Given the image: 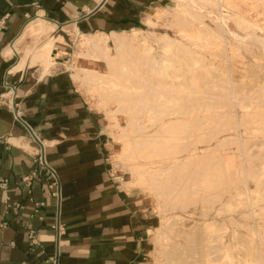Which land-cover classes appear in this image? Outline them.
<instances>
[{
    "label": "rangeland",
    "instance_id": "1",
    "mask_svg": "<svg viewBox=\"0 0 264 264\" xmlns=\"http://www.w3.org/2000/svg\"><path fill=\"white\" fill-rule=\"evenodd\" d=\"M193 1L164 0L126 33L93 35L117 63L120 39L128 67L94 56L79 33L59 38V59L36 48L53 36L32 37L29 59L68 70L106 117L110 172L147 210L146 264H264V0ZM81 65L100 81L78 77Z\"/></svg>",
    "mask_w": 264,
    "mask_h": 264
},
{
    "label": "crops",
    "instance_id": "2",
    "mask_svg": "<svg viewBox=\"0 0 264 264\" xmlns=\"http://www.w3.org/2000/svg\"><path fill=\"white\" fill-rule=\"evenodd\" d=\"M163 1L0 0V264L147 263V210L110 175L106 117L68 70L32 65L29 48L53 36L59 59L66 36L126 33Z\"/></svg>",
    "mask_w": 264,
    "mask_h": 264
},
{
    "label": "bare ground",
    "instance_id": "3",
    "mask_svg": "<svg viewBox=\"0 0 264 264\" xmlns=\"http://www.w3.org/2000/svg\"><path fill=\"white\" fill-rule=\"evenodd\" d=\"M218 1H220V0H218ZM191 2L195 5V2L193 1V0H191ZM220 6V5H219ZM225 9V8H224ZM219 18H221L220 20L222 21V25L225 23V16L223 15V14H221L220 13V17ZM42 28H43V22L41 21V20H39V21H37V22H33L32 24H30L29 25V27H27V29H26V31H25V33H30V34H36V33H38V32H40V31H42ZM24 37V36H23ZM99 37V36H98ZM240 37V36H239ZM249 38L250 36H245V37H241V38ZM255 37V36H254ZM108 37H105V38H102V39H95L93 36H83V38L81 39L82 41H81V44H82V46L83 47H92L93 48V50L96 52H99V54H95L94 56H96L97 58H99V59H104L106 62H107V64L110 66V65H116V64H119L120 66H122V67H128V66H130V64H127V63H125L123 60H124V58H125V51L123 50V47H124V44H123V42L120 40V39H115V42L117 43V51H118V53H119V55H120V58H121V62L120 63H117V62H115L113 59H111V57H110V55H111V53H112V49H111V47L109 46V43H108V39H107ZM54 39L52 38L51 40H49V41H47V42H45L44 44H41L40 46H38V47H36V48H39V49H42V48H44V49H46V50H48L49 52L52 50V48H53V45H54V42L55 41H53ZM100 40L103 42V46H100ZM254 41H256L255 39H254ZM172 41H171V39L170 38H168V39H165V47L167 48V47H169L170 46V43H171ZM262 47V46H261ZM8 51L11 53V50L10 49H8ZM80 55H82V53L80 54ZM87 55V54H86ZM88 55H89V53H88ZM42 57V56H41ZM24 59V58H23ZM23 59H22V62H24L23 61ZM46 63V62H45ZM106 64V63H105ZM132 65V64H131ZM79 68H77V76L79 77L80 75H81V73L79 72V71H83V73H85V74H87V80L89 81V82H91V83H96L98 80L100 81V78H98L97 77V75H96V73H95V71H94V69H92V68H88V67H86V66H83V65H81V66H78ZM49 68V65L48 64H46V66H45V71H47V69ZM119 71H122V68L121 69H119ZM128 71V70H127ZM127 73V72H126ZM99 74H102V75H104L105 76V78L107 79V76H108V74L107 73H103V72H100L99 71ZM137 74V73H136ZM109 80V82H108V87H111V86H115V85H117L116 83H113L112 82V80H110V79H108ZM126 84V83H125ZM106 86V85H105ZM127 87H129V86H127ZM135 87V86H134ZM146 87V86H145ZM153 87V86H152ZM131 88V87H130ZM143 88V87H142ZM113 89V88H112ZM146 89V88H145ZM112 91V90H111ZM150 91V90H149ZM110 94V93H109ZM111 94H113V93H111ZM148 103V102H147ZM146 105V104H145ZM140 126V125H139ZM163 139V138H162ZM127 144V143H126ZM129 144V143H128ZM124 145V144H123ZM122 145V146H123ZM130 145V144H129ZM126 146V145H125ZM182 147V146H181ZM121 151V150H120ZM132 151V148H130V146H126V148L124 149V153H123V151H122V154L123 155H129V153ZM131 153H133V152H131ZM194 153V152H193ZM213 154V153H212ZM199 157V156H198ZM195 159V158H194ZM232 159V158H231ZM166 160V159H165ZM192 160V159H191ZM136 162V161H135ZM181 162V161H180ZM172 165V164H171ZM137 170H136V172H138V174L140 175V177H145V172H143L142 170H140L139 168H136ZM163 169V168H162ZM186 169V168H185ZM182 170V169H181ZM163 171V170H162ZM181 173H183L184 171L182 170V171H180ZM171 173V172H170ZM175 173V172H174ZM180 173V174H181ZM199 173V172H198ZM222 173H223V171H222ZM151 174V173H150ZM158 174V173H157ZM164 174V173H163ZM165 174H167V173H165ZM186 174V173H185ZM189 174V173H188ZM171 175V174H170ZM169 175V176H170ZM178 175H179V172H178ZM158 176V175H157ZM156 176V177H157ZM164 176V175H163ZM180 176V175H179ZM181 176H182V174H181ZM151 177V176H150ZM154 177V176H153ZM168 177V176H167ZM171 177V176H170ZM169 177V178H170ZM178 177V176H177ZM162 178V177H161ZM166 178V177H165ZM164 178V179H165ZM145 179V178H144ZM164 179H162V180H164ZM166 181V180H165ZM149 182V181H148ZM169 182V181H168ZM168 182H167V184H168ZM177 182V181H176ZM162 184V183H161ZM150 185V184H149ZM179 185H180V182H179ZM173 187V186H172ZM164 188V187H163ZM175 190V189H174ZM212 197V196H211ZM207 202V201H206ZM242 202V201H241ZM248 205V204H247ZM255 248V247H254ZM254 251V250H253ZM210 254V253H209ZM262 257V256H261ZM258 258H259V256H258Z\"/></svg>",
    "mask_w": 264,
    "mask_h": 264
},
{
    "label": "built area",
    "instance_id": "4",
    "mask_svg": "<svg viewBox=\"0 0 264 264\" xmlns=\"http://www.w3.org/2000/svg\"><path fill=\"white\" fill-rule=\"evenodd\" d=\"M17 117H20L19 115L17 116ZM42 160V158H40V161ZM42 163H43V161H42ZM110 175H111V177H112V179L116 182V179L114 178V176H113V174L110 172ZM117 183V182H116Z\"/></svg>",
    "mask_w": 264,
    "mask_h": 264
},
{
    "label": "water",
    "instance_id": "5",
    "mask_svg": "<svg viewBox=\"0 0 264 264\" xmlns=\"http://www.w3.org/2000/svg\"><path fill=\"white\" fill-rule=\"evenodd\" d=\"M28 127H29V129L32 131L33 135L35 136V134H34L32 128H31L29 125H28ZM35 137H36V136H35Z\"/></svg>",
    "mask_w": 264,
    "mask_h": 264
}]
</instances>
